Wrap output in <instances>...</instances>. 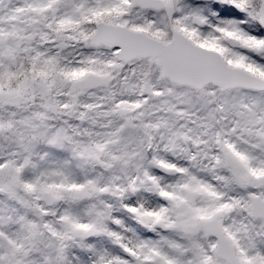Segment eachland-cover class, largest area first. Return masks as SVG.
I'll return each instance as SVG.
<instances>
[{"label":"snow or ice","instance_id":"1","mask_svg":"<svg viewBox=\"0 0 264 264\" xmlns=\"http://www.w3.org/2000/svg\"><path fill=\"white\" fill-rule=\"evenodd\" d=\"M0 264H264V0H0Z\"/></svg>","mask_w":264,"mask_h":264}]
</instances>
